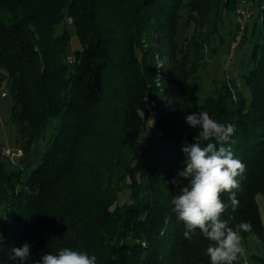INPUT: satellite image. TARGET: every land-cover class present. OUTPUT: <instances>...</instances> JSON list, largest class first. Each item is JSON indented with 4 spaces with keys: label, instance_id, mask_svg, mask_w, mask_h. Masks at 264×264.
I'll return each mask as SVG.
<instances>
[{
    "label": "trees",
    "instance_id": "trees-1",
    "mask_svg": "<svg viewBox=\"0 0 264 264\" xmlns=\"http://www.w3.org/2000/svg\"><path fill=\"white\" fill-rule=\"evenodd\" d=\"M235 1L0 0V87L11 97L10 121L27 159L60 118L26 178L29 163L8 171L0 160V264H20L13 249L25 243L26 264L64 247L94 254L97 264H210L202 233L183 237L186 226L171 203L179 188L169 183L186 166L183 146L200 131L189 132L181 115L204 111L235 125L231 147L246 165L234 189L238 207L222 196L229 205L223 219L234 228L250 222L242 237L264 241L257 200L264 197V45H255L245 77L249 100L225 81L203 103L197 92L215 20ZM258 6L264 35V0ZM183 10L186 23L197 25L186 44L178 42ZM68 20L81 44L72 62L70 29L55 34ZM159 69L170 110L159 101ZM153 101L160 109L143 143ZM127 179L130 202L119 204Z\"/></svg>",
    "mask_w": 264,
    "mask_h": 264
},
{
    "label": "clouds",
    "instance_id": "clouds-1",
    "mask_svg": "<svg viewBox=\"0 0 264 264\" xmlns=\"http://www.w3.org/2000/svg\"><path fill=\"white\" fill-rule=\"evenodd\" d=\"M186 121L200 131L194 137L195 142L183 146L186 166L169 181L179 188L171 201L172 210L186 226L185 239L192 240L198 229L209 241L206 254L210 264H236L246 255L241 233L251 231L252 225L241 222L234 228L223 219L229 205L222 196L230 194L231 207L235 210L239 200L234 189L239 187L238 177L246 172V165L235 157L231 147L235 125L218 122L206 111L187 115ZM182 178L187 183H182ZM30 256L31 245L28 243L13 249V258L20 264H26ZM34 264H97V257L64 247L56 254L43 255Z\"/></svg>",
    "mask_w": 264,
    "mask_h": 264
},
{
    "label": "rangeland",
    "instance_id": "rangeland-1",
    "mask_svg": "<svg viewBox=\"0 0 264 264\" xmlns=\"http://www.w3.org/2000/svg\"><path fill=\"white\" fill-rule=\"evenodd\" d=\"M255 7L253 9V16L247 22V31L240 41L239 45L234 51V55L231 59L229 65L226 64V59L229 55V49L232 40H234L236 32H238L239 27V17L237 9L239 6L244 4V0H236L235 6L231 10L224 11L218 20H215L216 32L211 34V45L206 49V58L202 62V66L199 70L200 83L197 88L198 96L200 101L203 103L205 98L213 92L215 87L221 82H227L233 87L235 91H239L246 96L249 100L251 98V91L246 85L245 77L248 72L254 67V49L257 43L264 45V35L261 30V23L259 20V0H254ZM189 12L183 10L181 12V17L179 21V36L178 42L186 44L190 41L192 35L197 29V25L194 22L186 23L187 16ZM258 22V27L255 31L254 24ZM72 20H68L62 24H59L55 28V34L60 35L64 28L70 29L71 32V42L69 46L67 58L74 59V52L81 48L78 36L72 27ZM206 30V29H204ZM255 32V33H254ZM192 56L194 55V48L190 47ZM263 47L259 49L258 56H262ZM160 67V63L158 68ZM162 72L158 71V85L160 86L159 101L165 108H172L170 102L168 101L167 95L164 88L161 86L160 78ZM1 91H6L7 96H0V141L2 143L1 147V157L0 160L6 163L8 171H16L20 169L25 163H29L26 167L25 178L30 174L32 169L41 161L44 153L50 148L52 138L56 133L58 126L60 124V118H54L50 121L46 131L43 135L36 140L33 145L31 155L27 159L24 154L20 157L8 156L4 153V149H11L12 151L22 147L18 142V132L16 125L10 121V112L12 100L11 97L3 84L0 87ZM155 102V107L151 105V110L153 111L151 116L147 121V129L142 133L141 141L144 143L146 141L147 133L150 129V124L153 123L154 117L159 112V103ZM182 120L188 127L189 132L194 131L197 128H193L181 115ZM149 128V129H148ZM24 160V161H23ZM130 181L125 180L123 183V189L120 193L119 204L130 202ZM258 205L260 209L261 218L264 224V197L262 195L257 196ZM243 245L246 249V255L239 258L244 264H264L261 258H264V241L259 239L254 233H250L247 237H243Z\"/></svg>",
    "mask_w": 264,
    "mask_h": 264
},
{
    "label": "built area",
    "instance_id": "built-area-1",
    "mask_svg": "<svg viewBox=\"0 0 264 264\" xmlns=\"http://www.w3.org/2000/svg\"><path fill=\"white\" fill-rule=\"evenodd\" d=\"M254 5H255L254 0H244V4L239 6V8L237 9V13H238V17H239L240 22H239L238 32H236L235 38H234V40H232L231 45H230L229 55L226 59L227 65L230 64L231 59L234 55L235 49L237 48V46L239 45L240 41L243 39V36L245 35V33L247 31V22L253 16V9L255 7ZM68 61L72 62L73 59L68 58ZM0 96L6 97L7 92L0 90ZM151 104L153 107H155L154 101ZM4 153L8 156L20 157L23 155V150L21 148H18L16 150L12 151L11 149L7 148V149H4Z\"/></svg>",
    "mask_w": 264,
    "mask_h": 264
}]
</instances>
